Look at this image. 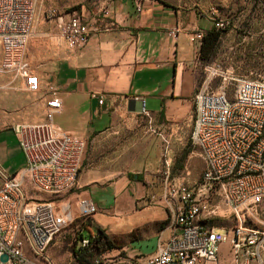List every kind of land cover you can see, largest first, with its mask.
<instances>
[{"label": "built area", "instance_id": "1", "mask_svg": "<svg viewBox=\"0 0 264 264\" xmlns=\"http://www.w3.org/2000/svg\"><path fill=\"white\" fill-rule=\"evenodd\" d=\"M142 2L132 0L137 13ZM35 9L36 0H0V72L19 77L30 94L38 91V80L28 70L22 52L32 36ZM102 15L107 17L105 9ZM53 19L67 48L85 46L90 30L78 15L63 19L50 14L49 20ZM111 27L108 22L106 29ZM222 27V23L214 25L216 30ZM203 72L205 78L192 97L189 134L199 149L203 170L199 183L192 187L165 179L159 201L168 213L170 233L144 264H264V231L245 226L256 209L264 208V81L239 80L228 94L225 79L213 88L215 77L210 68L204 67ZM50 92L42 123L11 127L25 165L0 183V256H6L4 264H50L46 251L60 231L61 217L54 215L49 201L24 197L26 179L38 192L67 193L74 188L82 167L85 145L53 124L61 103ZM213 189L220 192L234 221L229 236L227 231L206 227L201 217L207 209L206 193ZM94 212L89 203L80 214ZM97 241V232L80 235L72 259L90 257L93 264H132L122 255L96 258ZM222 245L228 247L225 259L219 256Z\"/></svg>", "mask_w": 264, "mask_h": 264}, {"label": "crops", "instance_id": "2", "mask_svg": "<svg viewBox=\"0 0 264 264\" xmlns=\"http://www.w3.org/2000/svg\"><path fill=\"white\" fill-rule=\"evenodd\" d=\"M104 2L106 18L102 14L79 16L90 30L81 49L67 48L51 22L45 39L29 38L25 43L23 61L25 52L29 63L35 56L37 59L36 65L29 68L38 80L34 94L42 98L38 110L29 112L27 92L19 77L0 74V183L25 165L18 137L11 127L43 122L45 102L49 99V95L45 96L46 86L61 103L53 124L84 144L129 115L147 118L160 137L166 133L179 138V134L190 133L192 97L200 72L199 43H192L190 33L200 26L198 21H192L190 14L185 20L178 11L154 0H143L138 13L132 0ZM67 17L68 14L63 19ZM108 22L112 27L106 29ZM35 30L42 29L36 24ZM8 127L9 130L2 129ZM80 171L71 191L91 182L88 177L79 176ZM133 181L139 182L137 176H133ZM142 191V186L121 178L110 186H93L77 194L96 207L93 223L107 239L113 228L131 235L116 247L98 240L96 254L109 257L121 253L132 264H139L154 254L159 241L167 239L170 219L164 205L158 200L149 202V193L143 196ZM140 204L144 205L138 207ZM61 244L56 236L49 245L46 256L50 264H78L71 253H60Z\"/></svg>", "mask_w": 264, "mask_h": 264}, {"label": "rangeland", "instance_id": "3", "mask_svg": "<svg viewBox=\"0 0 264 264\" xmlns=\"http://www.w3.org/2000/svg\"><path fill=\"white\" fill-rule=\"evenodd\" d=\"M154 1L178 11L185 20L190 14L192 21H198L200 26L194 27L190 33V39L194 45L199 43L202 31L214 27L215 24H223L213 61L205 64L198 61L199 85L194 92L199 89L205 78L204 67H209L210 75L215 77L212 81L213 88L218 86L219 80L225 79V90L228 94L233 92L239 80L264 81V9L253 0ZM104 9V0H36L33 31L29 41L46 38L48 22L54 23V19L49 20L50 14L54 18H64L65 15L72 13L78 16L88 14L89 17H96L101 15ZM36 24L42 30L36 31ZM24 61L30 71V65L35 66L37 59L35 56L29 63L25 52ZM50 93V87L46 86L45 96ZM26 95L29 112L38 110L42 98H39L38 94L26 93ZM2 129L9 130L10 127ZM189 134V132L179 134V138H175L165 133L160 137L156 127L147 118L142 115H129L119 119L104 133L93 136L89 144H84L85 150L79 176L88 177L91 181L85 187L86 189L93 186L98 189L110 186L121 178L127 179L130 184L142 186L143 196L149 193L148 201L154 203L160 200L166 178L167 182L173 181L187 187L199 183L203 162L199 149L191 143ZM133 176L139 179L137 184L134 183ZM85 188L56 195L44 194L34 189L26 179L22 189L24 197L28 200L49 201L53 206L54 215L61 217L60 231L56 236L62 243L60 253L63 255L67 254L65 252L72 254L80 235H85L87 231L95 233L96 230H100L92 220V216L97 213L94 205L93 214L86 216L80 214L82 207L90 203L86 197L77 196ZM206 196L207 209L201 216L205 226L227 231L229 236L231 229L234 228V221L222 202L220 192L213 189L208 195L206 193ZM114 198L116 199V196ZM143 205L140 204L138 207ZM69 219L71 222H68ZM251 219L245 221L246 228L264 231V208L256 209ZM122 232L124 231L119 228L109 230V239L105 240V244L116 247L131 237L129 233L124 235ZM227 251L226 245L220 246L221 259L226 258ZM97 254L103 256V254ZM137 258L140 257H135ZM261 258L264 263V247ZM90 259L88 257L77 263L90 264ZM146 260H141L140 263L144 264ZM64 264L67 262L65 261Z\"/></svg>", "mask_w": 264, "mask_h": 264}, {"label": "trees", "instance_id": "4", "mask_svg": "<svg viewBox=\"0 0 264 264\" xmlns=\"http://www.w3.org/2000/svg\"><path fill=\"white\" fill-rule=\"evenodd\" d=\"M253 2L258 4L261 8L264 9V0H253ZM221 32H222L221 30H216L214 27H211L206 31H204V33L200 38L199 46H198V61L200 63L205 64L213 61L217 52V47L220 41ZM96 232L98 233V240L104 241V245L108 246L107 244H105V240L107 241V238L103 236L102 231L96 230ZM89 233L91 232L87 231V233H85L84 236L88 235ZM81 260L83 259L77 260V262Z\"/></svg>", "mask_w": 264, "mask_h": 264}, {"label": "water", "instance_id": "5", "mask_svg": "<svg viewBox=\"0 0 264 264\" xmlns=\"http://www.w3.org/2000/svg\"><path fill=\"white\" fill-rule=\"evenodd\" d=\"M5 261H6V256L4 255L0 256V264H4Z\"/></svg>", "mask_w": 264, "mask_h": 264}, {"label": "bare ground", "instance_id": "6", "mask_svg": "<svg viewBox=\"0 0 264 264\" xmlns=\"http://www.w3.org/2000/svg\"><path fill=\"white\" fill-rule=\"evenodd\" d=\"M42 193H44V192H42ZM38 201V200H37ZM69 214V213H68ZM96 258H103V256H100V255H96Z\"/></svg>", "mask_w": 264, "mask_h": 264}]
</instances>
